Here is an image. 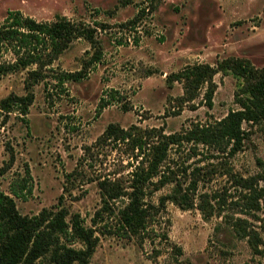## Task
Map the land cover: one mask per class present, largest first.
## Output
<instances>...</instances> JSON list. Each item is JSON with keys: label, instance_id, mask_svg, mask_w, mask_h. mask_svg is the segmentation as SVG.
<instances>
[{"label": "rangeland", "instance_id": "obj_1", "mask_svg": "<svg viewBox=\"0 0 264 264\" xmlns=\"http://www.w3.org/2000/svg\"><path fill=\"white\" fill-rule=\"evenodd\" d=\"M9 10H20L39 21L65 15L91 25H107L98 30L103 58L82 81L69 82L64 88L36 85L28 115L16 110L6 116L0 108V191L9 193L10 183L29 169L33 193L26 200L17 199L24 215L55 206L64 195L67 208L91 224L102 204L99 179H128L129 165L134 163L123 143L95 145L110 123L124 128H162L169 134L195 122L220 120L239 107L235 102L237 79L230 74L215 75L212 108L200 103L202 97L178 107L183 86L179 82L169 86L168 74L189 64H215L228 56L246 57L264 67V0H0V23ZM92 52L88 42L78 40L55 65L79 71ZM26 74L20 71L0 79V101L11 93H26ZM111 89L118 90L123 101L96 116L100 99ZM123 104L132 109L124 110ZM244 127L243 150L227 161L236 171L252 175L264 170V129L248 123ZM191 147L182 148L186 150L179 154L172 150L171 159L181 161L189 153H201L188 164L204 159V165L212 155L202 145L197 152ZM75 170L78 173L68 177ZM171 188L167 185L154 193L152 201L158 203ZM224 188L231 200H238L239 191L220 172L210 183H201L199 192ZM232 212L247 216L240 208ZM247 217L263 239L259 253L228 227L217 229L219 217L207 220L197 208L183 210L168 202L156 214V224L145 238L98 233L100 243L91 264H264V221Z\"/></svg>", "mask_w": 264, "mask_h": 264}, {"label": "trees", "instance_id": "obj_2", "mask_svg": "<svg viewBox=\"0 0 264 264\" xmlns=\"http://www.w3.org/2000/svg\"><path fill=\"white\" fill-rule=\"evenodd\" d=\"M106 26L76 21L65 15L39 21L20 10H9L0 23V79L10 73L27 71L26 93L4 97L0 101L2 112L9 116L18 110L28 115L35 100L34 87L41 83L47 89L50 84L64 88L69 82L82 81L90 67L103 58L98 30H105ZM78 40H85L93 50L91 56L84 59L82 69L73 72L57 68L55 62ZM7 54L9 58H5ZM219 73L237 79L235 102L239 106L220 120L195 122L188 129L169 134L162 128L147 130L137 125L124 128L110 123L106 127L95 145L123 143L134 163L129 165L132 169L128 179H99L102 204L90 225L81 213L67 208L64 195L53 207H44L33 215L22 214L17 199H28L34 188L29 169L10 183L9 193L0 191V264H91L100 243L98 233L145 238L156 224V214L168 202L183 210L197 208L207 220L219 217L217 229L228 227L238 237L247 239L254 253H259L263 239L247 216L264 221L259 215L264 214V170L244 175L227 160L243 150L245 123L264 129V67L256 66L246 57L228 56L215 64L186 65L168 74L167 83L172 86L179 82L183 86L184 93L177 98L178 107L183 108L202 97L200 103L212 108L217 88L214 77ZM122 101L120 92L111 89L100 99L96 116L107 106ZM122 108L132 109L128 104H123ZM189 145L195 152L200 145L207 147L212 155L206 157L204 165V159L188 164V160L201 153H189L187 159L181 161L171 159L172 150L179 154ZM217 172L227 176L232 187L239 191L238 200H231L227 188L199 192L201 183H210ZM77 173L75 170L68 177ZM167 185H172L171 190L160 196L158 203L152 201L154 193ZM119 200L122 204L118 206ZM236 208L247 216L234 214L232 210ZM178 252L182 250L178 248Z\"/></svg>", "mask_w": 264, "mask_h": 264}]
</instances>
